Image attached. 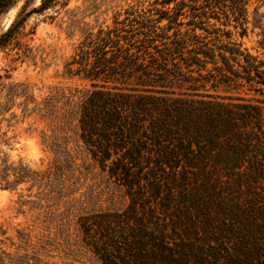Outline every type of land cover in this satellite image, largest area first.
I'll use <instances>...</instances> for the list:
<instances>
[{"label": "trees", "instance_id": "16d2710c", "mask_svg": "<svg viewBox=\"0 0 264 264\" xmlns=\"http://www.w3.org/2000/svg\"><path fill=\"white\" fill-rule=\"evenodd\" d=\"M15 1L0 0V13ZM31 1L0 33V49L17 39L28 16L69 2L39 0L28 8ZM154 1L167 7L128 28L114 21L95 29L80 20L85 16L72 21L86 29L64 68L91 86L76 102L78 137L129 197L123 210L78 215L84 243L100 264H264V192L250 191L264 185V50L259 57L235 43L207 44L195 32L205 30L201 25L173 27L181 23L183 0ZM30 50L24 43L17 53L29 57ZM202 80L244 86L252 95L202 93ZM173 84L189 92L176 93ZM6 85L7 100L31 99L36 110L53 114L50 97L38 106L21 85ZM54 141L43 137L70 167L69 152ZM55 169L62 173L57 163ZM40 172L2 154L0 189L46 186L51 172Z\"/></svg>", "mask_w": 264, "mask_h": 264}, {"label": "rangeland", "instance_id": "374dc122", "mask_svg": "<svg viewBox=\"0 0 264 264\" xmlns=\"http://www.w3.org/2000/svg\"><path fill=\"white\" fill-rule=\"evenodd\" d=\"M23 2L16 0L0 13V33L15 18ZM38 4L39 0H32L28 8ZM173 5L172 2L168 7ZM182 5L183 14L178 18L181 23L173 26L175 29L184 31L192 26L187 23L193 22L205 28L195 30L199 40L207 44L235 43L252 55L263 57L264 0H183ZM166 7L154 0H69L65 8L57 6L28 16L17 39L0 49V156L6 154L12 161H22L41 171V177L51 172L52 178L40 188H30L29 182H22L15 190L0 189V264H100L84 243L77 217L123 210L129 197L124 185L94 163L78 137V97L84 96L91 86L64 68L86 29L79 20L75 24L72 21L85 16L80 20L95 29L101 24L112 26L114 21H119L115 23L117 27L128 28L134 19L154 20L158 11ZM166 23L163 19L157 25ZM24 43L31 48L29 57L17 53ZM207 67L210 69V64ZM9 81L25 88L26 95L33 97L38 106L50 97L53 114L36 110L31 99L23 105H18L23 97L7 100ZM202 85L199 91L213 96L252 95L244 86L214 87L211 82ZM171 88L176 93L189 92L182 84ZM66 96L70 97L68 107L62 104ZM43 137L66 148L73 160L70 167L54 157ZM4 138L5 143L1 142ZM56 163L63 168V174L55 169ZM250 191L264 192V185ZM173 198L180 200V195Z\"/></svg>", "mask_w": 264, "mask_h": 264}]
</instances>
